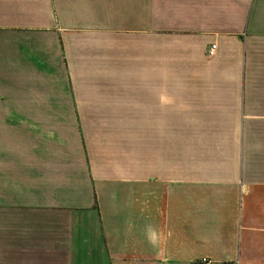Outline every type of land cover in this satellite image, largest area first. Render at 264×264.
<instances>
[{"label": "crops", "instance_id": "crops-1", "mask_svg": "<svg viewBox=\"0 0 264 264\" xmlns=\"http://www.w3.org/2000/svg\"><path fill=\"white\" fill-rule=\"evenodd\" d=\"M203 258L264 264V0H0V264Z\"/></svg>", "mask_w": 264, "mask_h": 264}, {"label": "built area", "instance_id": "built-area-1", "mask_svg": "<svg viewBox=\"0 0 264 264\" xmlns=\"http://www.w3.org/2000/svg\"><path fill=\"white\" fill-rule=\"evenodd\" d=\"M215 50H216V46H215V44H213L209 50V53L214 54ZM201 261L203 264H210V261L206 258H203Z\"/></svg>", "mask_w": 264, "mask_h": 264}]
</instances>
